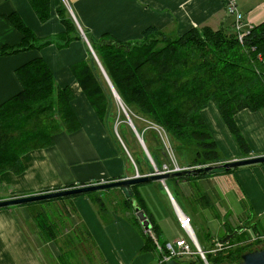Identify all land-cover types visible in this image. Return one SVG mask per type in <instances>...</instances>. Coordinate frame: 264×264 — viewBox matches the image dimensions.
<instances>
[{
	"label": "crops",
	"instance_id": "obj_1",
	"mask_svg": "<svg viewBox=\"0 0 264 264\" xmlns=\"http://www.w3.org/2000/svg\"><path fill=\"white\" fill-rule=\"evenodd\" d=\"M62 5L81 35L86 32L95 40L107 35L121 42H134L140 40L143 31L149 27H156L171 36H180L202 26L213 30L229 27L233 31V19L222 0H49V16L44 21L29 0H0V50L22 43L23 35L10 20L13 16L18 17L40 42L51 41L41 49L0 55V106L22 91L17 71L41 58L51 70L57 86L70 88L73 92L71 107L81 124V129L74 134L55 135L52 147L25 154L22 174H2L0 200L140 174L130 152L125 154L115 145L110 130L95 115L73 74V67L88 61L90 53L95 55L89 40L81 36V40L60 47L64 44V38L60 36L66 30L57 13ZM238 10L244 23L251 28L264 22V0H238ZM202 116L227 161L246 158L214 104L210 103ZM235 121L252 156H264V109L243 110L236 114ZM212 177L183 182L170 179L172 189L165 182L168 191L162 182L136 186L135 200L152 224L150 232L144 230L131 204L127 205V192L119 188L90 196L64 198L68 207L58 200L57 203L66 208L59 219L64 224L69 222L71 228L74 225L73 229L84 235H90L88 243L94 242L95 247L88 251V258L84 260L87 263L82 264H157L158 251L142 252L144 234L153 239L158 235L160 243L173 244L184 238V232L178 227L175 203L191 217L203 247L205 237L215 243L231 230H239V236L264 234V164L245 166L230 174ZM211 192L212 196L209 195ZM200 194L207 197L209 206L204 207L198 202ZM97 197L103 200L107 209L103 216L92 202ZM17 207L0 209V264H60L51 260L50 245L53 242H46L41 228L33 234L30 232L29 225L37 219L21 210L23 206ZM228 216L232 225L224 222ZM167 222L174 223L178 230L166 233L162 224ZM194 224L199 225L198 232ZM223 229L225 234L220 237Z\"/></svg>",
	"mask_w": 264,
	"mask_h": 264
},
{
	"label": "trees",
	"instance_id": "obj_2",
	"mask_svg": "<svg viewBox=\"0 0 264 264\" xmlns=\"http://www.w3.org/2000/svg\"><path fill=\"white\" fill-rule=\"evenodd\" d=\"M48 1L29 0L42 21L49 16ZM57 13L66 29L60 36L64 38V44L60 47L81 40L82 35L68 10L62 5ZM10 20L23 35V40L18 47L0 50V55L41 49L51 44L50 40L40 42L18 17L13 16ZM85 35L96 59L90 53L88 61L74 65L73 74L95 115L110 130L118 148L121 149L115 139L113 124L116 119L124 121L125 115L119 112L117 116L118 110L108 82L99 74L102 73L101 68L119 95L132 123L134 118H139L146 123L145 132L153 133L157 145L153 152L148 147L147 150L158 168L167 162V154L154 126L165 131L177 162L182 167H215L210 173L175 178L174 181H193L214 176L211 173L224 175L235 170L226 171L222 167L227 160L202 116V111L210 103L216 107L242 155L246 158L252 156L235 116L243 110L256 112L264 109V22L254 26L242 43L229 27L213 30L202 26L180 36H171L156 27H149L143 31L141 39L134 42H121L107 35L95 40L86 32ZM16 74L22 91L0 106V186L1 176L5 172L20 175L25 171L22 162L25 154L52 147L57 134H74L81 129L80 121L71 107L73 92L70 88L61 89L57 86L43 59L25 64ZM121 125L126 126L120 123L119 127ZM119 134L140 174H151L153 168L143 150L146 169L123 134ZM143 139L147 146L145 137ZM135 188H131V197L127 194V205L136 199ZM71 197L75 196L66 198ZM201 200L205 201H202L204 207L210 205L206 197ZM92 202L101 215L105 213L107 209L100 197L92 199ZM39 226L46 242L56 241L58 235L54 226L40 222ZM234 231L231 230V233ZM79 234L78 244L82 245L84 251L95 247L94 242L88 243L90 235ZM242 236L230 240V244L234 243L230 248L215 255L208 254L206 258L209 264H237L244 254L255 251V247L262 248L263 241H246L248 234ZM156 237L158 239V235ZM144 241L142 252H157L156 242L146 233ZM160 244L163 246L165 243ZM77 253L73 252L71 258L77 259ZM158 254L160 259L162 255ZM180 262L203 264L199 258Z\"/></svg>",
	"mask_w": 264,
	"mask_h": 264
},
{
	"label": "rangeland",
	"instance_id": "obj_3",
	"mask_svg": "<svg viewBox=\"0 0 264 264\" xmlns=\"http://www.w3.org/2000/svg\"><path fill=\"white\" fill-rule=\"evenodd\" d=\"M99 74H100V76H102V79H103L104 77H103L102 73L99 72ZM104 81H106V80L104 79ZM113 98H114V96H113ZM114 105L116 106V109L118 110L117 116H119V114H120L119 112H121V114L125 115L123 109L121 108L122 106L118 103V101L115 98H114ZM120 123H125L126 126L125 125H121L119 127V124ZM134 124L138 128L139 132L142 133V134L138 133L141 136V138L143 139V137H145V140H146V143H147L146 148L148 147L149 150L151 152H153L155 150L154 147L157 145V142L153 138V133L150 132V131L145 132L146 123H144L143 121H141L139 118H134L133 125ZM118 129H119V132L121 134H123V136L125 137V140L127 141V143H129L131 145V150L133 151V153H135L136 156L139 157V159L142 161V167H145L146 164H145V161H144V158H143V156H144L143 155L144 150L141 147V144H140L137 136L135 135V133L133 132L131 126L129 125V123L127 121V116L126 115H125V120L124 121H118L116 119V121L113 124V131H114L115 139L117 140V142H119L122 151L125 152V154H127L129 152H127L128 150H126V148L124 146L125 144H124V142L122 141V139L120 137V134L118 132ZM143 141H144V139H143ZM142 150H143V152H142ZM144 154H145V152H144ZM148 161H149V159H148ZM211 175H214L216 177V176H220L221 174L220 175H216V173H214V174L211 173ZM212 178H214V177H212ZM166 184H167V186L169 188L172 189V181L171 180H166ZM210 186H211V184H210ZM211 188H212V186H211ZM96 193H99V192H95V194ZM209 195L212 196V192ZM209 195H207V196H209ZM85 196H87V195H85ZM203 197H206V196L203 195V194H200L199 195L198 202H202L201 199ZM64 198H66V197H64ZM61 199H63V198H56V199L44 200V201L29 203V204H25V205H18V206H23L22 207L23 209H21V210H26L27 213H30L35 219H37V222L36 221H33V223H34L33 228H32V224L33 223H31V225H29V229H30V232L32 234L35 233V230L36 229L41 228L39 226V222L40 223H45V224H48V225H51V226H54L55 231L57 232L58 238L56 236V241H54L50 245V250L52 252V254H51V260H54L55 263H56V261H59L60 264H65V263H68V262H74L76 264H82L83 262L84 263H87L84 260H86L88 258V251L87 252H86V250L84 251L81 248L82 245H79L78 244V239L80 237L79 230L76 229V228L73 229V226L74 225H72V228H71V226L69 225V222H67V224H64V222H62L59 219L60 214H64V210H66V208L64 206L68 207L66 205L67 203L64 202L63 200L61 201V203H64V206L63 207L60 204L57 203L58 200H61ZM13 207L18 208L17 206H13ZM13 207H10V208H13ZM36 216H37V218H36ZM224 222H227V225L228 224L229 225H232L231 222H230L229 216L224 219ZM194 226H195V229L198 232V230H200L199 225L198 224H194ZM162 227H163V230L166 233H168V234H172L174 231H177L178 230V228H176L175 224L172 223V222H167L166 224H162ZM179 229H180V227H179ZM150 230L151 229L149 228V230H147V231H150ZM224 234H225V229L222 230V233L220 234V237H222ZM201 235L202 234H200V237H201ZM205 238H206V245H204L205 246L204 248L206 250H210L213 247L216 248L215 247V243H213L211 241V239H208V237H205ZM72 239H74V240H72ZM249 239H251L250 235H248V238H247L246 241H248ZM153 240L157 244V251H158V253H160L158 247H161L162 248L163 247L162 244L159 243V240L157 239V237L156 238L154 237ZM161 240H163V236H161ZM85 246H87V244H85ZM231 246H232V244H230L228 242L227 243V246H225V248H223L221 251H223V250H225L227 248H230ZM261 247L263 248L264 245H262ZM254 249L255 250H258V249H260V247H255ZM77 251H78V253H77L78 254L77 255V259H72L71 258L72 253L73 252L76 253ZM218 252H220V251H218ZM218 252H216V253H218ZM216 253H213V254L215 255ZM64 254H66L65 255L66 258L64 257ZM47 255H46V257H47ZM158 262H157V264H158ZM179 263L180 264H185V262H183V263L179 262Z\"/></svg>",
	"mask_w": 264,
	"mask_h": 264
},
{
	"label": "water",
	"instance_id": "obj_4",
	"mask_svg": "<svg viewBox=\"0 0 264 264\" xmlns=\"http://www.w3.org/2000/svg\"><path fill=\"white\" fill-rule=\"evenodd\" d=\"M83 38L87 41V37L82 33ZM94 58L96 59V56L93 54ZM100 66V64H99ZM101 68V66H100ZM101 71L103 73L104 78L108 82V85L110 87V90L114 96V98L118 101V103L122 106L120 102L119 95L117 94L116 90L114 89L113 85L111 84L109 78L107 77L106 73L104 70L101 68ZM127 116V121L129 125L131 126L133 132L137 136L141 147L143 148L146 156L150 161H152V158L146 148V145L141 138V136L138 134L137 130L135 129L132 121L130 120L129 116L127 115V112L125 108L122 106L121 107ZM258 164H264V156H252L240 160H232V161H227L225 164L222 165V167L226 171H230L232 169H237L245 166H253V165H258ZM214 166H200L196 167L194 169H185L179 172H174V173H167V174H145V175H140L136 174L133 177L129 178H124L120 180H114V181H109V182H100V183H95V184H87V185H81V186H75L72 188H64L60 190H54V191H47V192H42L38 194H32V195H25V196H18V197H12L4 200H0V209L3 208H9L13 206H18V205H25L29 203H34V202H39V201H44V200H50V199H56V198H64V197H70V196H78V195H86L90 193H95V192H101L105 190H110V189H123L127 192L129 196L132 195L131 188L133 186H139L142 184L146 183H152V182H162L165 184L166 180L170 179H178V178H186V177H196L200 174L204 173H210L214 170ZM131 206L133 210L136 213V216L138 220L141 222L142 227L146 232H149L147 230L152 229V225L150 221L148 220L145 212L139 207L138 203L136 202L135 199L131 200ZM175 206L179 211L180 208L177 206L175 203ZM151 231V230H150ZM240 231L235 230L233 233H230L226 235L222 240L219 242L221 244H227L230 240H232L236 234H238ZM196 237V236H195ZM165 264H180L176 260H169ZM237 264H264V247L249 253H246L242 256L241 262Z\"/></svg>",
	"mask_w": 264,
	"mask_h": 264
},
{
	"label": "built area",
	"instance_id": "obj_5",
	"mask_svg": "<svg viewBox=\"0 0 264 264\" xmlns=\"http://www.w3.org/2000/svg\"><path fill=\"white\" fill-rule=\"evenodd\" d=\"M225 5L228 15L233 19V31L237 34L239 41L242 43L244 38L249 34V31L252 29L248 24L244 23V17L241 12L238 10V0H222ZM159 136L162 139V142L165 146L167 154V162L158 168L154 161H150L153 172L151 174H167L179 172L185 169H194L196 167H182L176 159V155L170 145L168 136L165 131L158 126H154ZM166 191L167 187L164 184ZM171 197V196H170ZM172 199V198H171ZM176 215L178 218V223L180 229L184 232L185 237L180 238L175 243H165L163 247H158L162 257L160 258L158 264H165L169 260H176L178 262L185 259H196L199 258L202 260L203 264H209L206 256L208 254H213L218 251H221L227 244H221L219 241L215 242V247L210 250H206L201 246L199 240L196 236L192 225V219L186 215L184 212L179 211L176 207ZM196 236V237H195ZM251 237V236H250ZM252 241H263L264 245V234H255L251 237Z\"/></svg>",
	"mask_w": 264,
	"mask_h": 264
},
{
	"label": "bare ground",
	"instance_id": "obj_6",
	"mask_svg": "<svg viewBox=\"0 0 264 264\" xmlns=\"http://www.w3.org/2000/svg\"><path fill=\"white\" fill-rule=\"evenodd\" d=\"M123 105V104H122ZM151 175V174H150ZM131 197V196H130ZM191 261V260H190Z\"/></svg>",
	"mask_w": 264,
	"mask_h": 264
},
{
	"label": "clouds",
	"instance_id": "obj_7",
	"mask_svg": "<svg viewBox=\"0 0 264 264\" xmlns=\"http://www.w3.org/2000/svg\"><path fill=\"white\" fill-rule=\"evenodd\" d=\"M153 160V159H152ZM183 212V211H182ZM187 215V214H186ZM191 218V217H190Z\"/></svg>",
	"mask_w": 264,
	"mask_h": 264
}]
</instances>
